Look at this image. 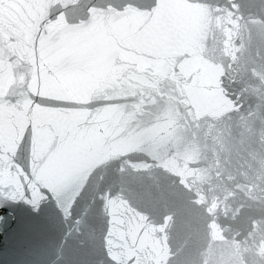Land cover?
<instances>
[{"label":"water","instance_id":"water-1","mask_svg":"<svg viewBox=\"0 0 264 264\" xmlns=\"http://www.w3.org/2000/svg\"><path fill=\"white\" fill-rule=\"evenodd\" d=\"M0 264H264V0H0Z\"/></svg>","mask_w":264,"mask_h":264}]
</instances>
